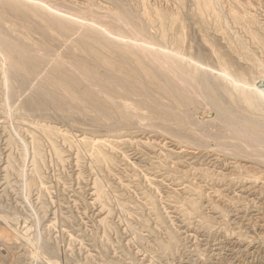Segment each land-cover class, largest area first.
Returning a JSON list of instances; mask_svg holds the SVG:
<instances>
[{"label": "rangeland", "instance_id": "374dc122", "mask_svg": "<svg viewBox=\"0 0 264 264\" xmlns=\"http://www.w3.org/2000/svg\"><path fill=\"white\" fill-rule=\"evenodd\" d=\"M90 1L46 0L88 23L65 47L42 31L46 15L0 4L9 39L55 57L65 51L66 61L96 74L105 91L108 70L119 79L107 89L118 106L103 95L85 100L80 81L71 86L82 100L74 104L44 82L80 75L70 78L67 67L49 77L52 68L43 65L39 78L10 74V85L1 50L0 264H264V138L242 141L240 126L219 123L216 110L198 102L188 108L198 126L188 130L178 81L108 36L96 41L90 30L101 25L119 34L116 12L156 44L264 90V0ZM127 28L121 33L132 37ZM80 36L97 63L74 44ZM232 103L239 107L224 102Z\"/></svg>", "mask_w": 264, "mask_h": 264}, {"label": "bare ground", "instance_id": "6f19581e", "mask_svg": "<svg viewBox=\"0 0 264 264\" xmlns=\"http://www.w3.org/2000/svg\"><path fill=\"white\" fill-rule=\"evenodd\" d=\"M200 2L203 3L205 6H208L209 4H211L210 3V0H201ZM0 4L3 5L2 6L3 9H4V6H7L10 9H15V10L18 11L20 7H23V8H28L31 12H34V13L38 14V16L46 15L47 16L46 18L48 19V20H46L47 23H48V26L46 28H43L44 26L41 27V28H43L42 31L44 32L45 35L56 34V36H53L55 39L52 38V40L53 41L54 40L57 41V43L58 42L59 43H64V46L63 47H65V45H66L65 42H67L68 40H71L72 37H75V36H72L73 35L72 32L78 30L81 33L85 34L83 31L86 30V29H88L87 27H89V26H87L88 23H86V21L80 20V19H83L82 17L79 16L80 14L78 16L75 15L76 13L75 14H70L71 12L68 13L64 9H59V8H57V7L54 6L55 5L54 3H52V4H54V5H52L51 3L46 2V0L45 1L44 0H0ZM94 6H96V5H94ZM86 7L88 8V6H86ZM99 7H97V8H99ZM101 7H102V5H101ZM104 7L106 9V6H104ZM113 7H115V6H113ZM23 8H22V11H23ZM208 8H210V7H208ZM107 9H109V7ZM96 10H98V9H96ZM100 10H102V9H100ZM22 11H21V13H22ZM110 11H112V10H110ZM110 11H109V13H110ZM1 12H2V10H1ZM86 12H88V11H86ZM101 12H100V14L103 15ZM4 13H6V12H4ZM15 13H16V11H15ZM103 13H106V10ZM17 14H19V13H17ZM22 14H26V13H22ZM96 14H98V11H96ZM112 15H114V13ZM118 15L119 14L117 13V15H116V12H115V19L117 21L116 22L117 25L120 28H122V31H124V32H125L124 29H126L128 27L127 28L128 32L131 30L132 31L131 33H133L132 34V37H128L127 35L125 36L124 35V32H123V34L121 33L122 31L119 32V34H118V33H115V32H112L111 31V30L114 31V29H111V30H109L108 28L102 29L103 27L102 28L99 27L101 25H98V26L96 25L95 26L94 23H93L94 26L90 30H93L98 35V37H95L94 38L96 41L100 40L101 37H99V36H102L101 34H103L105 36H108L110 38V40L119 42L120 45L123 46L124 48H129L130 49L129 51L132 52L133 54H136L138 56H141V57H143V59L148 58V61H150V63H152L156 68L162 70L163 73H166L169 76H172V78H174V79H176L178 81V86H179L178 89H179L180 95H182L180 100H182L181 101V105L183 107L185 106V108L187 107V109L188 108L191 109L190 106L191 105L194 106V104L197 103V102L198 103H206V104H208L210 106H207L206 107V104H205V107L204 108H207L208 109V107H212V109L216 110V112H217L216 119L218 118V120L220 121L219 123H223L225 125H231V126H235V125L240 126V130H238V132H242V134H241L242 138L238 137V133L235 134V136L237 138H239V139H241L242 141H245V142L247 140L253 141V143L262 142V138H264V90L261 87H260L261 89L259 87H257L260 83L259 84L256 83L257 86L254 85V87H251L250 86L251 84L247 83L244 80H241L240 78H238L236 75L232 74L226 68H220L219 70H216V69L210 67L209 65L205 64L204 61L202 62L201 59L200 60L194 59L193 57L186 55V52L185 51H184L185 53H183V52L176 51V49L175 50H168L167 47H164V46H161L159 44H156L153 40L148 39L146 37V35H145L146 33L144 34V31L142 33L141 31L136 30L137 26L135 24L134 25L136 27L134 26L135 27V29H134V27L132 26V24H130L132 22V19H130L131 22H127L129 20L125 21L126 19L124 20V19H122L121 16H118ZM132 16H134V15H132ZM137 16H138V13H137ZM35 17H36V15H35ZM109 17H111V16H109ZM144 17L145 16H143V18ZM87 18H88V15H87ZM92 18H94V17H92ZM123 18H125V17H123ZM135 18H136V20L138 19L136 16H135ZM38 20H40V19L38 18ZM85 20H87V19H85ZM106 20H108V19H106ZM139 20H140V17H139ZM98 21H100V20H98ZM145 22H146V20H145ZM140 23L141 24L144 23L142 21V19H141V22ZM104 25H106V24H104ZM142 25H144V24H142ZM29 26L31 27V24H29ZM85 27H86V29H85ZM25 28L26 27L24 26L23 29H25ZM143 29H144V27H143ZM1 30H3V29L0 28V53H1V50H3L1 57H3V59H4V60H2V59L1 60H2V62L4 61V64H5V60L9 64L8 67L6 66L7 68L4 67L5 70L2 69V71H4V73H5L6 77H7V79H6V77L4 78V80H6V83L7 84H10L9 83V75L10 74H13L15 76H27V75H30L31 76L30 78H36V76H37V78H39V75H40V72H41V68L40 67H42L44 65V66H47V67L48 66H51L52 69H51V71L49 72V75H48L50 77L51 74H53L55 70H58V69L66 70L67 67H68L69 70L71 71L70 74H69V77L71 75H73V74H78V75H80L81 79H78V80L77 79H68L66 81L65 80H62V79H59V80L52 79V80H47L44 83L50 84L51 87H58V88H60L62 91L65 92V94L67 95V97H69L72 100V103L76 104L79 101L82 102V100L79 99V101H78L77 97H75V95L77 93L76 94L73 93V91L71 90V86L77 85L79 83V81H80V82L84 83V85H85V87L83 88V90H84L83 91V97H84L85 100H93L94 98L95 99H99L100 98V100L103 101V99L101 98L102 97L101 95H103L104 101H108L113 106H118L119 103L117 102L116 97L113 96L112 94H110L108 92V90H107L109 88L111 90H113V87L109 85V81L112 80L113 82H116L117 79H118V78L117 79L114 78V76L117 75L114 71H109V70L107 71L110 74V76H111L112 79L107 80L108 83L105 86L106 87V91H105L104 88H102V86L99 84L100 79H96V74H92V73H90L88 71H84L85 70V67H84V69L82 67V70L79 71V69H80L79 67L81 65L79 67L76 65L77 63H79V62H77L76 59H75V61L77 62L76 64L75 63L67 62L66 60H68L69 58H66L64 56L65 55V51H64V55L63 56H61L60 54H58L55 57V56L49 54V52H47V53H41L39 51V49L36 48L35 46H32V48H30V49H25V47L23 45L19 44L18 42L13 41V38L12 39H9L10 37L7 36L8 34L7 35L4 34ZM27 30L30 31V29H27ZM115 30H117V29H115ZM23 31H25V30H23ZM24 35H25V33H24ZM163 38H165V37H163ZM75 39H73V40H75ZM44 42H45V44H47V41L44 40ZM75 42H76L77 46L81 49V51H83L87 55V58L88 59H91L92 61H94L96 63L98 62L97 61V58H96L97 55H94L92 49H89V48L86 47V44H85L86 42L82 39V36H80L78 38V40L76 39L74 41V44H75ZM50 43H52V42H50ZM45 44H43V45L45 46ZM47 47H51V45L49 44V46H47ZM52 48L53 47H51V49ZM54 48H55V50L57 49L56 47H54ZM72 49H73V47H72ZM60 51H62V50L60 49ZM57 52H58V49L55 51V53H57ZM100 53H103V52L100 51ZM76 54H78V53H76ZM69 55L70 54L67 53V57ZM73 55H71L70 57H72ZM104 55H106V54H102L103 57H104ZM62 57L66 58V59H64ZM73 57H75V56H73ZM107 58H109V57L107 56ZM72 59L73 58H71V60ZM111 59H109V61L117 62V61H114V59L113 60H111ZM103 60L104 61H107L106 58H104ZM84 63H86V62H84ZM103 63H105V62H103ZM26 65H31L32 68H35V70L33 72H35V71H37V72L34 73V74L32 72L30 74H28L27 73V69H26ZM101 65H103V64H101ZM115 65H116V63H115ZM88 66H89V64H88ZM1 67H2V65H1ZM27 67L29 68V66H27ZM102 67H105V66L103 65ZM117 67H118V65H117ZM93 68H94V66H93ZM148 69H151V68H148ZM28 70H30V69H28ZM150 71H149V73H151ZM66 72H67V70H66ZM62 73H64V72H62ZM43 74H45V73H43ZM123 74H125V73H123ZM46 75H44L45 78L47 77ZM63 75H66V74H63ZM159 75H161V74H159ZM117 77H119V76H117ZM120 78H122V77H120ZM219 79L222 82L221 84L218 83ZM34 82H37V81L35 80ZM166 82L168 83V81H166ZM157 85H156V87H157ZM6 86L8 87V85H6ZM175 87L176 86H174V88ZM77 88L78 87H76V89ZM32 89H34V88L32 87ZM39 90H40V92H43V93L45 92V89H43V88H41ZM61 93L63 94V92H61ZM58 94H60V93H58ZM157 94H159V93H157ZM209 94H212V95L214 94L215 95V98L214 97L211 98L212 96L209 95ZM8 95H9V92H8L7 96ZM227 98H231L234 101L238 102L239 107L236 108L234 106L235 105L234 103H232L233 105L231 104L229 106H226L224 104V102H226ZM7 99H6V102H7ZM64 100H66V99H64ZM10 104H11V102H10ZM47 104H49V103H46V105ZM107 108L110 109L109 107H107ZM196 108H198V107H196ZM85 109H90V108L85 107ZM209 109H211V108H209ZM188 110L185 111V112H183V115H185L184 118L186 120L185 123H184V127H186L188 125V130H190V131L193 132L195 130V128H194L195 126H193V125H197L198 126L197 123H199V121L195 120V117L194 116H191V118H192L191 119L190 118V113H189L190 110L189 111ZM198 110H200V109H198ZM179 111H181V110H179ZM69 112L71 113V111H69ZM81 112H84V111L82 110ZM106 112H108V111H106ZM195 115H196V113H195ZM193 117H194V119H193ZM104 120H106V119H104ZM176 120H177V118H176ZM214 120H215V117H214ZM205 124H207V123H205ZM167 126H169V125H167ZM192 126H193V128H192ZM207 126H209V125L207 124ZM221 126H223V125H221ZM30 127H31V125H30ZM152 127H154V126H152ZM27 128H28V126H27ZM201 128H200V130H201ZM165 130H166V128H165ZM200 130L198 132H201ZM209 132L211 134L212 131H209ZM183 133H185V131ZM213 135H214V133H213ZM215 135H217V134H215ZM211 136H212V134H211ZM173 139H176V138L173 137Z\"/></svg>", "mask_w": 264, "mask_h": 264}]
</instances>
